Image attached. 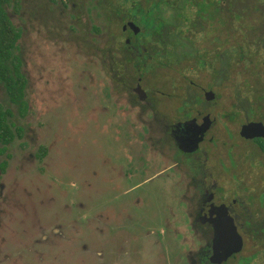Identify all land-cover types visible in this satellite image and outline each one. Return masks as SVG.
Returning <instances> with one entry per match:
<instances>
[{"label": "flooded vegetation", "instance_id": "flooded-vegetation-1", "mask_svg": "<svg viewBox=\"0 0 264 264\" xmlns=\"http://www.w3.org/2000/svg\"><path fill=\"white\" fill-rule=\"evenodd\" d=\"M12 1L92 119L73 163L0 144V264H264V137L243 134L264 126V0ZM12 161L40 164V200Z\"/></svg>", "mask_w": 264, "mask_h": 264}, {"label": "rangeland", "instance_id": "rangeland-1", "mask_svg": "<svg viewBox=\"0 0 264 264\" xmlns=\"http://www.w3.org/2000/svg\"><path fill=\"white\" fill-rule=\"evenodd\" d=\"M20 13L13 19L17 27L23 30L20 46L25 59L24 71L30 79L26 88L25 101L30 104L31 111L24 118L15 116L14 130L16 126L25 127L26 134L23 139H16L14 147L8 153L11 155L13 152L15 157L21 160L28 157L29 152L36 151L37 147L51 144L54 146L53 158L67 157L68 161L73 163L76 159V148L79 141V131H76L75 128L78 125V120L80 121L77 113H80L81 108H85L88 113H83V122L86 123L89 117L92 119L90 108H88L90 103L84 95H78L77 86H69L70 91L67 93L63 91L66 87L57 83L58 76L55 72L57 66L50 64L49 54L44 43L45 38L39 37L36 42L37 46H34L29 31L27 1H22ZM84 132L83 137L85 141H88L90 132ZM11 163L12 165L9 166L5 175L8 188L14 187L24 200H26L28 191H40L34 197L40 200L42 193H47V183L49 182L47 177H40L36 171L40 164L20 166L16 162L12 161ZM17 167L21 170L17 171ZM50 194L56 195L53 194V190L50 191Z\"/></svg>", "mask_w": 264, "mask_h": 264}, {"label": "trees", "instance_id": "trees-1", "mask_svg": "<svg viewBox=\"0 0 264 264\" xmlns=\"http://www.w3.org/2000/svg\"><path fill=\"white\" fill-rule=\"evenodd\" d=\"M12 7L18 9V2L0 0V84L3 85L11 101V106L7 110L0 106V144L2 145H10L16 138H22L21 129L14 130V123L9 121L13 118L12 110L17 108L23 117L28 113L25 101L27 83L20 71L22 61L15 54L22 32L12 21L9 12V8Z\"/></svg>", "mask_w": 264, "mask_h": 264}, {"label": "water", "instance_id": "water-1", "mask_svg": "<svg viewBox=\"0 0 264 264\" xmlns=\"http://www.w3.org/2000/svg\"><path fill=\"white\" fill-rule=\"evenodd\" d=\"M244 135L263 136L264 137V126L261 123L250 124L243 130Z\"/></svg>", "mask_w": 264, "mask_h": 264}]
</instances>
